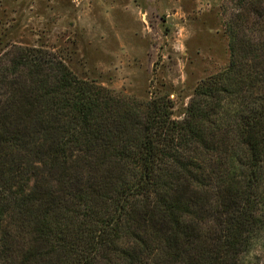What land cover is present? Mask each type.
<instances>
[{"label":"trees","instance_id":"1","mask_svg":"<svg viewBox=\"0 0 264 264\" xmlns=\"http://www.w3.org/2000/svg\"><path fill=\"white\" fill-rule=\"evenodd\" d=\"M252 41L230 45L181 120L166 97L119 98L41 49L5 59L0 264H244L264 248V42Z\"/></svg>","mask_w":264,"mask_h":264},{"label":"rangeland","instance_id":"2","mask_svg":"<svg viewBox=\"0 0 264 264\" xmlns=\"http://www.w3.org/2000/svg\"><path fill=\"white\" fill-rule=\"evenodd\" d=\"M263 17L264 0H0V64L41 49L119 98L166 97L181 120L194 89L228 67L234 41L264 42ZM244 258L264 264L262 244Z\"/></svg>","mask_w":264,"mask_h":264}]
</instances>
